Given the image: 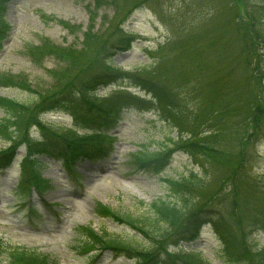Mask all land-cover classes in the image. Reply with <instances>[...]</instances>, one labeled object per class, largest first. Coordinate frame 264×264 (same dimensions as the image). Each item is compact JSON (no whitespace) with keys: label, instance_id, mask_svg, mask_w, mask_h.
Here are the masks:
<instances>
[{"label":"rangeland","instance_id":"1","mask_svg":"<svg viewBox=\"0 0 264 264\" xmlns=\"http://www.w3.org/2000/svg\"><path fill=\"white\" fill-rule=\"evenodd\" d=\"M247 1L105 0L107 4L99 10L94 0L8 2L0 23V79L26 84L33 91L0 88V96L30 109L62 90L77 88L92 66L104 65L122 77L95 93L90 88L80 93L77 88L70 100L77 118L89 117L100 124L98 115L103 116L97 107H107L115 92L154 100L144 87H134L128 80L133 75L152 81L172 107L189 117L187 128L199 148L177 150L159 174L142 172L131 155L143 149L159 152L178 137V131L156 110H124L123 120L111 131L116 137L108 158L78 161L73 175L59 156H40L41 177L52 186L45 199L53 203L56 214L36 195V211L30 214L23 209L25 188H19L26 155V146L21 147L12 166L0 172V240L6 246L0 255L2 264L7 263L12 248L44 254L53 264H91L96 252L82 256L76 251L85 239L78 229L87 226L130 242L146 254L158 252L160 245L155 240L113 219H100L95 209L104 205L120 216H149L153 201L176 199L178 192L167 179H182L191 173L202 184L188 190V197H194L195 207L214 204L222 209L230 225L228 238L238 239L240 246L235 250L242 254L237 260L225 255L219 236L208 226L191 245L185 241L174 245L176 230L171 231L164 246L167 252L188 258L196 253L204 264H248L244 260L260 264L264 233L254 236L248 231V220L256 207L264 210V63L257 62L258 57L264 60V0ZM125 36L136 39L127 51L117 47ZM250 38L253 45L246 41ZM68 49L71 53L66 58ZM32 50L36 58L30 55ZM215 110L219 113L214 118ZM254 111L259 120L256 135L251 130ZM76 115L56 108L39 116L46 129L60 136L47 140L55 139L54 154L62 153L68 140L90 131L76 127L83 124L78 120L76 124ZM5 116L6 109L0 107V119ZM44 135L36 124L28 129L30 141L46 143ZM8 145L0 136V150ZM28 162L27 158L24 164ZM142 263L147 264L125 253L105 251L94 264Z\"/></svg>","mask_w":264,"mask_h":264},{"label":"trees","instance_id":"2","mask_svg":"<svg viewBox=\"0 0 264 264\" xmlns=\"http://www.w3.org/2000/svg\"><path fill=\"white\" fill-rule=\"evenodd\" d=\"M8 1L9 0H0V23H3L2 16L5 14L6 4L8 3ZM241 1L243 3L248 2L247 0ZM93 4L95 6V9L99 10L107 3L105 2V0H94ZM2 32L3 31L0 30V48ZM253 33L256 37L259 35L257 30H254ZM131 39L132 37L128 38V36H125L122 41H120L117 47H119V49L121 50L128 48ZM246 41L248 43L250 42L251 45L254 44L252 38ZM246 47L250 51H253V46H250L248 44ZM70 53L71 50L68 49L67 55L65 57L67 58ZM35 54L37 53L34 50L30 51V55H32L34 58H36ZM257 62L258 64L260 63L263 65L264 60L262 57L261 59L258 57ZM120 77H122V75H116V71H111V69L107 68V66H92L90 68L88 76L84 78L82 83H78L77 88L81 89L80 91L78 90V92L83 93L82 89L84 88H90V90L92 91L98 86L109 83L110 81L116 80ZM129 78H133V81L143 85V87L152 94V96L154 97L153 101H155L156 104H154L152 101L147 103L153 104V107L162 114L164 120L168 121L171 124L172 128L178 131V137L176 139L171 138L170 145L168 144V146L164 147L159 152H149L148 149H143L141 151H138L137 153H134L132 158L136 166L139 169H152L156 172H160L169 164V162L171 161V156L177 150H197L199 147L196 142H194V140L196 139L194 138V136H191L192 132L188 130L186 124L189 121V117H186L184 113L182 114L180 109L172 107L168 103L167 97L161 94L160 88L157 89V87L153 85L152 81H150L149 79H141L133 75H131ZM5 83L23 88L24 90L33 91L26 84L21 85L9 80L5 81ZM77 88L76 86H73V88L70 87L65 91L62 90L59 93L60 95L48 99L43 105H30V109L29 106L24 105L18 101L4 98L2 106L4 107V109H6V116L0 119V136L3 137L6 141L10 142L11 145L8 149L2 150L0 152V165L3 164L4 160L9 157V154L13 153L15 148L20 144H27L29 151L33 154H38L39 152L43 151L46 147V143L30 141V138L28 136L29 127L33 124H38L39 126H41V128L45 132L44 138L46 140L50 136H57V134H53L49 129H46V127L43 126L42 123L39 121L40 113L43 110L54 109L58 107L69 110L68 108L71 107L70 100L76 93ZM82 101L85 102L84 100ZM97 108L100 112L99 114L103 116L102 119V117L98 115V119L102 121L100 124H97L95 120L90 119L89 117H79L78 115L77 118V115L74 112V115H76V118L79 123H83L81 125V128L92 130V133L90 134L88 132H85L83 135H77L75 139L69 141L70 148L75 151L80 150L78 149L79 141L84 143L85 153L80 155L77 153V156H89L99 151V149H101L99 137L103 135L101 134V132L104 133L103 126H113L118 121L119 113L116 109L113 108L111 104H108L107 107L98 106ZM72 110L74 111L73 107ZM221 110L224 111L223 109ZM257 110L261 111L259 108H257ZM216 113L218 114L219 112L215 110L213 112V117ZM249 122H251V119L249 120ZM252 124L253 126L251 127V130L255 134V132L259 130V120L255 111L252 114ZM213 127L214 126H212L211 128L215 131ZM251 134L252 132L250 133V135ZM171 146L176 147V149H172L171 151H169ZM34 161L35 165L33 171L39 176V162L35 159ZM167 180L170 183V188L172 187L178 192L174 194L176 199L175 201H166L162 199L153 201L150 205L151 215L149 216H144L143 218H134L132 216H120L117 215L115 211L104 205H98L95 210L96 214L99 217L103 219L110 218L120 224L131 226L139 233H142L143 236L146 235L152 241L155 240V242L159 243L160 245L158 252L151 253L148 251V253L146 254L143 251H140L141 249H139L132 243L109 237L106 234L99 233L91 226L79 228L78 232L80 233V236H84V238L86 239H83L82 242L79 243V248L86 249L90 247V249H87L85 251L95 249L113 250L115 252L125 253L128 258H141L142 262L146 261L147 264H157V260L159 258L158 256L162 252H166L165 254L167 255V257H181V255H179L180 253L170 254L167 253V250L164 248V246H166L165 242L168 240V238L172 236V234H169L171 233V231L176 230L175 233L177 235V243H174V245H177L182 241L191 242L196 237L199 227L206 222H210L216 228V230H218L223 235L224 243L226 246V254L230 256V259L237 260V258L240 257L238 254H242L235 250L236 248H239L240 243L238 239L228 238V234L230 232V228L228 227L229 223L226 224L225 217L222 215V209H219L218 205L214 204H208L207 206L201 208L195 207L197 205V202L195 201L194 197H188L187 195L188 190L200 187V185L202 184L201 179H198V176L195 173H191L189 176H186L182 179L168 178ZM39 184L42 186L43 189L47 188L46 181L41 180ZM248 224L250 228L248 231L251 230L252 233L259 231L264 232V210H261L258 207L253 209L252 215L250 214L249 216ZM157 237H160L162 240H158ZM233 241H236L234 242L235 248L233 245ZM253 245L258 246V242L256 240H253ZM5 248L6 246L0 240V255L6 252ZM261 250L262 253L258 256L261 260L260 264H264V248ZM182 257L187 258V256L183 255ZM6 259V264H51L50 260L46 256L36 253L35 251L22 250L20 248L10 249L8 251ZM228 262L231 261L228 260ZM244 263L249 264V262L245 260ZM0 264H2L1 259ZM241 264H243V262H241Z\"/></svg>","mask_w":264,"mask_h":264}]
</instances>
